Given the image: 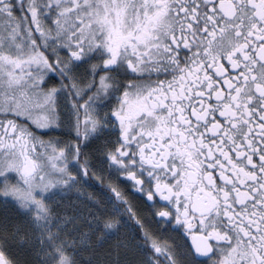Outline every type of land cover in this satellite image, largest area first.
Listing matches in <instances>:
<instances>
[{
	"label": "snow or ice",
	"instance_id": "snow-or-ice-1",
	"mask_svg": "<svg viewBox=\"0 0 264 264\" xmlns=\"http://www.w3.org/2000/svg\"><path fill=\"white\" fill-rule=\"evenodd\" d=\"M0 264H264V0H0Z\"/></svg>",
	"mask_w": 264,
	"mask_h": 264
},
{
	"label": "trees",
	"instance_id": "trees-1",
	"mask_svg": "<svg viewBox=\"0 0 264 264\" xmlns=\"http://www.w3.org/2000/svg\"><path fill=\"white\" fill-rule=\"evenodd\" d=\"M3 214V210L2 209H0V215H2Z\"/></svg>",
	"mask_w": 264,
	"mask_h": 264
}]
</instances>
